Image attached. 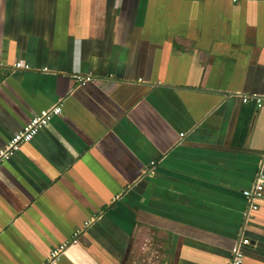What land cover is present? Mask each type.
Here are the masks:
<instances>
[{
    "label": "crops",
    "instance_id": "0c3cea01",
    "mask_svg": "<svg viewBox=\"0 0 264 264\" xmlns=\"http://www.w3.org/2000/svg\"><path fill=\"white\" fill-rule=\"evenodd\" d=\"M0 70V264H264V0H0Z\"/></svg>",
    "mask_w": 264,
    "mask_h": 264
},
{
    "label": "built area",
    "instance_id": "2783aa9c",
    "mask_svg": "<svg viewBox=\"0 0 264 264\" xmlns=\"http://www.w3.org/2000/svg\"><path fill=\"white\" fill-rule=\"evenodd\" d=\"M16 67H24L30 68L28 64H23L20 61L15 63ZM1 74V70H0ZM90 79V76L86 77H78V80L81 84L85 83ZM248 100H255L258 102V105H261L262 98L258 95L246 96L244 101ZM62 107L61 103L54 104L48 108L42 109L39 113L34 114L26 125L19 131L15 132L8 143L0 149V165H2L5 161H7L12 154L17 151L20 146L30 141L34 138V136L40 131V129L44 128L48 125L50 120L54 115L61 113ZM264 162V158H263ZM154 164V162H152ZM263 190H264V171L261 170L258 173L255 185L252 189L244 191V194L249 199V210H256L258 208V200L262 199L263 197ZM81 233L79 230L75 233V238L72 239L75 241L78 235ZM69 241V243L72 242ZM250 241L248 238H241L237 245L233 248L232 257L228 261L227 264H242L243 262V253L241 251V246L248 244ZM69 243H64L59 245L58 247L54 248L51 251V256L49 258V262L47 264H57V259L60 257V254L66 249Z\"/></svg>",
    "mask_w": 264,
    "mask_h": 264
}]
</instances>
